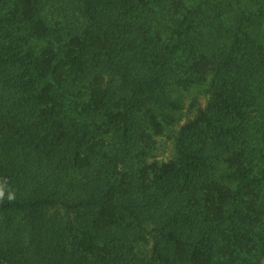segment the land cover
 <instances>
[{"label": "trees", "instance_id": "trees-1", "mask_svg": "<svg viewBox=\"0 0 264 264\" xmlns=\"http://www.w3.org/2000/svg\"><path fill=\"white\" fill-rule=\"evenodd\" d=\"M249 4L213 48L184 0H0L16 194L0 264H262L264 2ZM208 75L175 157L155 158L176 92Z\"/></svg>", "mask_w": 264, "mask_h": 264}, {"label": "rangeland", "instance_id": "rangeland-1", "mask_svg": "<svg viewBox=\"0 0 264 264\" xmlns=\"http://www.w3.org/2000/svg\"><path fill=\"white\" fill-rule=\"evenodd\" d=\"M188 9L195 11L194 17L201 27L210 36L206 39V43L213 48L218 44L225 42L224 37L228 34V29L232 28L235 20L241 15V10L246 5L250 6V0H221L218 7L216 6L217 0H184ZM264 2V0H262ZM200 2L198 7H195ZM179 14H182L180 12ZM178 14V15H179ZM213 20V22H211ZM221 25L222 28H216L213 33L209 32L211 28ZM198 26H196V29ZM262 42L264 38L262 37ZM209 75L205 82L194 84L190 87H182L176 94L178 100L182 104L180 110L174 113L177 121L174 124L167 125V129L161 135L156 137L155 147L152 154L155 158L168 160L173 159L176 155L175 136L182 125L194 118L197 114V109L205 107L209 100L208 80ZM195 97V99L193 98ZM195 100V101H194ZM194 102L195 105H190ZM264 264V259H262Z\"/></svg>", "mask_w": 264, "mask_h": 264}, {"label": "clouds", "instance_id": "clouds-1", "mask_svg": "<svg viewBox=\"0 0 264 264\" xmlns=\"http://www.w3.org/2000/svg\"><path fill=\"white\" fill-rule=\"evenodd\" d=\"M6 190H7V195H6ZM5 198L9 202H12L16 199L15 191L8 187V181L6 178L0 180V202L4 201Z\"/></svg>", "mask_w": 264, "mask_h": 264}]
</instances>
